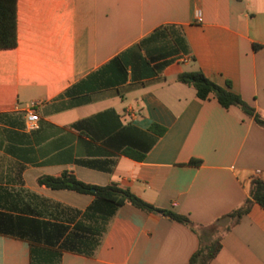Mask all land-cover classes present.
<instances>
[{"label":"crops","instance_id":"1","mask_svg":"<svg viewBox=\"0 0 264 264\" xmlns=\"http://www.w3.org/2000/svg\"><path fill=\"white\" fill-rule=\"evenodd\" d=\"M164 25L178 28L186 50L156 74L133 78L128 69L116 86L63 95ZM196 68L222 87L230 82L264 116V0H16V45L0 48V212L48 218L54 203L83 211L93 195L37 183L65 170L85 183H117L196 225L241 205L251 179L264 181V128L177 81ZM31 101L38 127L26 130ZM108 109L124 125L165 128L143 160L71 127ZM220 242L208 264H264V209L252 203ZM198 245L189 226L125 203L93 255L64 251L60 264H187ZM0 264H29L28 242L0 234Z\"/></svg>","mask_w":264,"mask_h":264},{"label":"trees","instance_id":"2","mask_svg":"<svg viewBox=\"0 0 264 264\" xmlns=\"http://www.w3.org/2000/svg\"><path fill=\"white\" fill-rule=\"evenodd\" d=\"M161 29L163 30L143 38L131 48L110 59L102 68L67 88L63 95L73 97L81 90L116 86L127 80L128 69L133 78L156 74L172 60L171 56L180 50H186L178 28L164 25ZM165 34L169 37V44L164 41ZM155 42L161 44L155 45ZM15 45L16 0H0V48H12ZM176 79L193 87L199 100H205L212 95L221 106L238 107L264 128V116L231 91L230 82L227 81L226 87H222L207 78L199 68L180 72ZM71 127L80 134L109 146L115 152L138 161L145 158L156 142L157 136L165 131V128L158 124H152L147 131L130 124L124 125L120 116L112 109L79 119L72 123ZM110 162L113 164V161ZM77 163L98 166L93 160L78 159ZM189 163L197 165L200 160L192 159ZM37 183L51 189H68L91 194L94 199L83 211L54 203L53 209L46 214L48 218L41 217V213L36 216H13L0 212V234L28 242L29 264H60L64 251L86 256L93 255L108 220L117 207L125 203L189 226L197 234L199 245L191 254L187 264H208L221 249L222 234L239 222L240 218L249 211L252 203H257L264 209V181L261 179H251L248 194L241 205L208 225H196L183 214L156 207L117 183L106 185L85 183L77 179L70 170H65L58 176L41 175L37 178Z\"/></svg>","mask_w":264,"mask_h":264},{"label":"built area","instance_id":"3","mask_svg":"<svg viewBox=\"0 0 264 264\" xmlns=\"http://www.w3.org/2000/svg\"><path fill=\"white\" fill-rule=\"evenodd\" d=\"M37 105H38V101H31L24 109L25 111L24 128L26 130H33L38 127L39 116L37 113Z\"/></svg>","mask_w":264,"mask_h":264}]
</instances>
